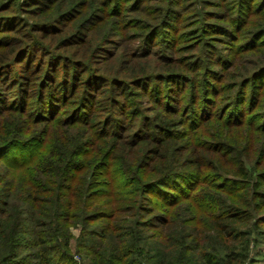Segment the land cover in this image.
<instances>
[{
    "label": "trees",
    "instance_id": "16d2710c",
    "mask_svg": "<svg viewBox=\"0 0 264 264\" xmlns=\"http://www.w3.org/2000/svg\"><path fill=\"white\" fill-rule=\"evenodd\" d=\"M237 2L232 19L238 20L248 9L254 16L250 23L256 26L244 32L264 34V1L255 3L257 9L249 6L248 0ZM165 11L167 23L174 15ZM10 22L0 19V30L12 28ZM51 25L35 24L34 29L49 32ZM148 26L155 31L160 28L158 23ZM206 27L225 41L242 33L235 35L233 28L215 21ZM7 42L0 41L7 49L0 51V80L6 76L13 88L14 84L19 87V82L21 87L0 105L4 107L0 109V184L4 182L0 185V264H75L74 253L83 256L87 264H245L250 260V250L264 229V168L258 170L259 164L264 167V152L260 161L250 165L225 134L231 127L244 125L264 133L259 95L244 112L250 117L243 119L241 114L235 119L229 110L244 103L250 87L264 95L260 84L248 85L252 76L264 70L263 64L247 76L236 75L239 79L230 78L233 63L221 65V72L210 84L224 97H219L222 103L215 101L213 109L190 108L188 120L178 112L184 88L156 89L154 99L159 100L161 113L152 107L150 119L142 125L145 135L139 131L128 140L116 126L107 127L116 121L107 113L108 107L115 109L121 91L110 86L116 79L105 83L100 81L101 75H82L81 70L74 71L66 64L60 72L62 63L55 55L44 67L43 57L33 63L30 53L22 58L25 52L16 50L21 44ZM58 79L65 87L48 85L53 89H48L52 92L48 99L28 90L40 80L43 85H54ZM171 80L175 82L167 78ZM87 88L101 92L107 105L96 128L92 127L94 107ZM75 92V113L66 119L59 117L57 110L64 99ZM169 102L179 105L171 107ZM22 103L36 104L37 116ZM87 107L90 109L84 111ZM259 107L263 111L253 114ZM117 111L126 115L120 107ZM59 119L64 124H59V134L51 137L50 127ZM195 132L199 141H195ZM123 150L132 153L131 158L141 157L146 150L151 155L133 164L123 156ZM196 212L204 217L201 225L210 241L207 246L184 226L199 222ZM76 223L80 231L72 245L70 227Z\"/></svg>",
    "mask_w": 264,
    "mask_h": 264
},
{
    "label": "rangeland",
    "instance_id": "374dc122",
    "mask_svg": "<svg viewBox=\"0 0 264 264\" xmlns=\"http://www.w3.org/2000/svg\"><path fill=\"white\" fill-rule=\"evenodd\" d=\"M262 1L264 0H248L249 6L253 9H257L255 3ZM237 8V0H0V19H9L11 21L9 25L12 26L10 29L0 30V41H8L7 44H21L16 50L25 52L22 58L30 53V60L35 63L43 57L44 67L47 59L55 55L60 57L62 63L58 69L60 72L63 71L62 66L66 64L74 71L81 70L82 75H101L103 78H100V81L105 83H111L116 79L114 85L110 86L121 88L118 102L113 111L110 107L107 108V113H111L110 119L116 121L108 124L107 127L116 126L115 129L123 131L126 139L129 140L135 138L139 131L145 135L142 125L150 119L152 107H158L155 113H161L159 100L154 99L155 94L158 93L156 89L184 88V98L178 112L179 117L188 120V117H192L190 108L213 109L215 101L222 103L223 100H219L222 96L219 92H214L210 84L215 74L221 72V65L233 63L230 67L231 79L233 76L239 79L236 76L239 74L247 76L257 65H264V34H260V31L245 33V30H251V27L256 26L255 23H250L254 16L249 14L247 9L238 20H234L232 16H235ZM165 10L174 15L171 21L167 20V23L164 22ZM209 21L228 25L233 28L235 35L240 31L242 33L234 39L229 38L225 41L219 33L210 32L206 27ZM47 23L52 24L48 27L49 32L34 29L35 24L41 26ZM154 23L160 25L156 31V28L148 26ZM4 50H7L6 45L0 44V51ZM167 72L170 76H164L163 73ZM173 75H179L180 78ZM168 77L175 82L173 80L168 82ZM3 78L4 80H0V105L3 104L5 97H11L15 90L21 87V82L18 83L19 87L14 84L13 88L11 80H6V76ZM40 81L36 86L32 85L28 89L38 92L40 99L44 95L46 99L52 95L48 90H53L50 86L56 89L65 87L60 79L54 85L52 83L43 85ZM249 84H260L264 88V70L252 76ZM250 88L241 106L232 105L229 108L235 113V119L240 118L241 114L244 115L248 103L257 95L264 107V95L258 92V88ZM87 90L91 92L88 100L94 107L92 127L96 128L101 123L107 105L101 92L89 88ZM75 99L76 92L64 99L62 107L57 110L59 117L63 116L62 118L66 119L75 113V104H73ZM37 101L36 99L34 102ZM226 103L231 102L224 104ZM21 105L27 110L31 109L34 117L37 116L36 104ZM167 105L175 107L179 104L169 102ZM117 107L124 109L126 115L120 116ZM89 109L90 107H87L84 111ZM186 110L189 112H185ZM261 110L260 107L256 108L253 114ZM250 115L247 113L243 119ZM196 118L201 119L200 116ZM59 124L64 123L60 119L57 120V124L52 123L51 137L59 134L62 127ZM194 134L197 135V132ZM187 139L189 135L185 138ZM199 139L201 138L197 135L195 141ZM225 139L230 145L232 142L238 145L242 156L250 165L260 161V156L264 152V133L258 134L244 125L240 128L231 127V130L225 134ZM148 147L150 148L151 145ZM85 151H89L88 146ZM121 153L125 158H131L130 152L123 150ZM160 153L164 152L160 151ZM148 155L151 154L146 150L142 152L141 157ZM141 157L131 158L133 164L140 162ZM224 167L227 170L231 169L226 164ZM258 167V170L264 168L260 164ZM183 169L187 170L189 167ZM2 183L4 184L1 182L0 185ZM173 193L176 194L175 191ZM24 197L25 190L21 193V198ZM156 212L160 213V210ZM197 217L198 223H185L184 226L188 233H192L193 236L195 233L198 236V242L207 246L210 241L205 238L206 234L201 225L203 214H198ZM79 228L78 223L70 227V232L74 236L71 240L72 245L75 244ZM164 233L168 232L164 231ZM82 257L74 253L75 264H87V260ZM263 257L264 229L257 235V242L250 250V260L245 264H264Z\"/></svg>",
    "mask_w": 264,
    "mask_h": 264
}]
</instances>
